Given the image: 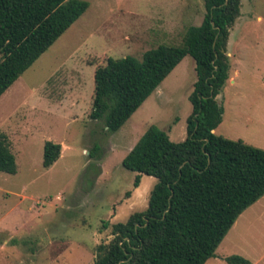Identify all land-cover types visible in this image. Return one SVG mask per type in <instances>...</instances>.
Here are the masks:
<instances>
[{"label": "rangeland", "instance_id": "1", "mask_svg": "<svg viewBox=\"0 0 264 264\" xmlns=\"http://www.w3.org/2000/svg\"><path fill=\"white\" fill-rule=\"evenodd\" d=\"M84 1L86 12L0 97V133L17 166L14 175L0 173V221L14 220L9 230L0 228V264H92L96 245L112 238L111 225L144 211L157 183L140 175L134 188L138 174L122 166L123 158L151 125L172 142L186 137L196 80L191 57L114 134L89 117L95 70L89 61H141L159 45H179L187 28L201 24L204 1ZM228 43L234 82L218 97L224 114L215 132L264 150V0H241ZM45 142L61 145L48 169ZM235 223L210 263L226 264L235 254L264 264V197Z\"/></svg>", "mask_w": 264, "mask_h": 264}, {"label": "trees", "instance_id": "2", "mask_svg": "<svg viewBox=\"0 0 264 264\" xmlns=\"http://www.w3.org/2000/svg\"><path fill=\"white\" fill-rule=\"evenodd\" d=\"M203 1L201 24L187 28L179 45H159L143 53L141 61L108 56L89 61L95 65L89 117L110 134L183 58L193 59L196 74L185 139L172 142L151 125L123 158L122 166L138 174L134 188L140 175L157 183L144 211L111 225L112 238L96 245L92 264H205L216 257L239 216L264 196V150L214 132L223 120L218 97L229 80L226 48L241 0ZM88 7L84 0H0V97ZM60 154V144L45 142L42 167H51ZM16 172L8 138L0 133V173ZM224 262L252 264L239 255Z\"/></svg>", "mask_w": 264, "mask_h": 264}, {"label": "crops", "instance_id": "3", "mask_svg": "<svg viewBox=\"0 0 264 264\" xmlns=\"http://www.w3.org/2000/svg\"><path fill=\"white\" fill-rule=\"evenodd\" d=\"M228 44H229V43H228ZM228 44H227V47H228ZM226 50H227V48H226ZM227 56L229 57V59H231V57H233V55H232L231 53H229V52H227ZM229 82H230V83H233V82H234V80H233V76H232V75H229ZM214 132H215V131H214ZM215 133H216V132H215ZM263 197H264V196H263ZM263 197H262V198H263ZM262 198H260V199H262ZM260 199H259V200H260ZM259 200H258V201H259ZM258 201H257V202H258ZM257 202H256V203H257ZM256 203H255V204H256ZM253 205H254V204H253ZM253 205H252V206H253ZM252 206H250V207H252ZM250 207H249V208H250ZM0 222H1V221H0ZM11 223H14V220H6V223H3V221H2V222L0 223V228H1L2 230H9L8 228H9V225H10ZM236 224H237V223H234V225L232 226L231 229H233V228L235 227ZM231 229H230V230H231ZM229 232H230V231H229ZM229 232H228V233H229ZM228 233H227V235H228ZM227 235H226V236H227ZM226 236L224 237V239H226ZM222 241H223V240H222ZM220 244H221V243H220ZM218 247H219V246H218ZM217 249H218V248H217ZM233 255H235V254H233ZM226 257H227V256H226ZM249 259H250V258H249ZM210 260H211V259H210ZM210 260H209L208 262H206V264H211V263H210Z\"/></svg>", "mask_w": 264, "mask_h": 264}, {"label": "water", "instance_id": "4", "mask_svg": "<svg viewBox=\"0 0 264 264\" xmlns=\"http://www.w3.org/2000/svg\"><path fill=\"white\" fill-rule=\"evenodd\" d=\"M227 1H228V0H226V2H225V3H227Z\"/></svg>", "mask_w": 264, "mask_h": 264}]
</instances>
